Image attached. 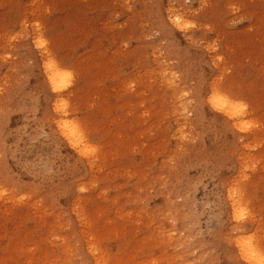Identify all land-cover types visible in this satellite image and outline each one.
Segmentation results:
<instances>
[{"label": "rangeland", "instance_id": "374dc122", "mask_svg": "<svg viewBox=\"0 0 264 264\" xmlns=\"http://www.w3.org/2000/svg\"><path fill=\"white\" fill-rule=\"evenodd\" d=\"M236 236L264 246V0H0V264H231Z\"/></svg>", "mask_w": 264, "mask_h": 264}, {"label": "bare ground", "instance_id": "6f19581e", "mask_svg": "<svg viewBox=\"0 0 264 264\" xmlns=\"http://www.w3.org/2000/svg\"><path fill=\"white\" fill-rule=\"evenodd\" d=\"M169 22L177 28L183 26L180 24L181 16L174 15L168 16ZM32 42L36 49L40 52L43 44L40 42V38L35 34L32 38ZM41 56V66L43 68V74L45 78L46 85L44 90L51 93L53 100L51 106L53 105V110L55 112V117L53 122L55 123V129L60 137L65 139L74 149L81 148V151L85 154L89 153L88 146L84 144V141L79 136L80 131L73 124L64 120L61 115L64 107L66 106V99L63 96V90L66 86V75L59 69L56 63H53L45 57L43 54ZM43 89V86H42ZM204 105L212 112L219 113L223 119L215 118L219 122L220 126L226 128L230 131V136H237L238 133L245 132V119L243 116L244 110L240 104L235 103L227 95L222 93L218 84L210 86L209 93L206 94L204 99ZM203 108L204 106L201 105ZM52 108V107H51ZM205 109V108H204ZM175 110V109H174ZM206 116V113H205ZM214 119V117H212ZM228 138V137H227ZM235 141V139L233 140ZM232 147V145L230 146ZM228 195L229 200L232 202L233 210L236 205V197L233 191L230 190ZM201 212H196L190 218L187 217V229L191 230L192 225H195L196 221L199 220ZM244 213L238 209L233 211L232 218L239 219ZM191 219V222H190ZM189 233L195 234V231H190ZM198 237H195L196 239ZM245 238L236 236L233 241V252H227V256L233 264H261L264 260V246H255L251 240L243 239ZM196 244L192 242L191 245H187V249L194 248ZM207 262V260L205 261ZM213 263V259H210ZM98 263V259L96 264ZM208 263V262H207ZM231 263V264H232Z\"/></svg>", "mask_w": 264, "mask_h": 264}, {"label": "snow or ice", "instance_id": "6c2138e0", "mask_svg": "<svg viewBox=\"0 0 264 264\" xmlns=\"http://www.w3.org/2000/svg\"><path fill=\"white\" fill-rule=\"evenodd\" d=\"M261 264H264V260L261 261Z\"/></svg>", "mask_w": 264, "mask_h": 264}]
</instances>
